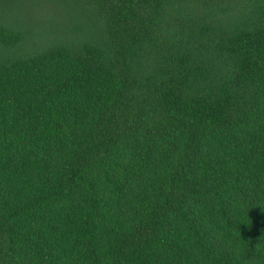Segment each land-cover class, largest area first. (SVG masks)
<instances>
[{"label": "trees", "instance_id": "obj_1", "mask_svg": "<svg viewBox=\"0 0 264 264\" xmlns=\"http://www.w3.org/2000/svg\"><path fill=\"white\" fill-rule=\"evenodd\" d=\"M0 264H264V0H0Z\"/></svg>", "mask_w": 264, "mask_h": 264}]
</instances>
